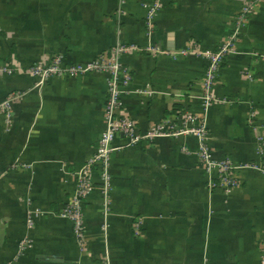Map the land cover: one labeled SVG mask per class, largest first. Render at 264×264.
<instances>
[{"label":"crops","instance_id":"1","mask_svg":"<svg viewBox=\"0 0 264 264\" xmlns=\"http://www.w3.org/2000/svg\"><path fill=\"white\" fill-rule=\"evenodd\" d=\"M232 35L204 108V53ZM119 45L137 47L120 57L131 76L122 110L137 131L198 115L212 156L231 160L239 186L209 187L195 137L126 146L118 136L109 205L95 172L77 237L61 213L104 129L106 76L38 85L29 68L55 55L87 64ZM24 238L32 247L17 264H261L264 0H166L150 28L140 0H0V264Z\"/></svg>","mask_w":264,"mask_h":264},{"label":"built area","instance_id":"2","mask_svg":"<svg viewBox=\"0 0 264 264\" xmlns=\"http://www.w3.org/2000/svg\"><path fill=\"white\" fill-rule=\"evenodd\" d=\"M166 0H140V6L144 10V21L150 28L155 18L162 9ZM251 5H246L238 18V27L243 26ZM235 36H231L223 45L212 52H206L209 63L202 81V101L204 108L214 103L215 99L211 90L219 71L224 55L231 51ZM134 45H119L115 47L109 56L103 55L94 58L87 64H64L61 55H55L47 61H40L29 68L33 77L37 78V84L42 85L51 77L73 78L79 75L95 72L106 76L107 97L103 106L104 129L98 139L97 147L91 157L81 166L76 175V187L70 201L63 208L61 215L68 218L73 225V232L81 237L83 232V203L87 196L94 190L93 174L98 172L99 183L103 191L105 204L108 206L110 192L112 190L111 154L115 151L113 143L120 136L125 139L126 146H136L142 141H152L158 137L192 136L198 140L197 157L206 171L213 175V181L209 187L219 188L229 194L239 186L237 167L229 158L216 159L212 156L207 144L208 135L201 118L191 112L179 115V123L162 122L150 127L146 132L139 133L135 122L124 115L122 110V95L131 81L129 70L120 62L121 55L136 51ZM13 95L11 99H16ZM9 99L3 103L8 106ZM259 156L262 153L257 152ZM258 168V166H254ZM27 225L32 227V218L27 217ZM32 247L31 241L24 238L19 242L17 256L4 264H17L19 256ZM264 264V260L261 261Z\"/></svg>","mask_w":264,"mask_h":264}]
</instances>
